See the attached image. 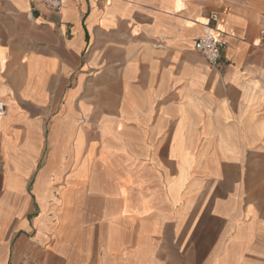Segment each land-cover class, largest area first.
Listing matches in <instances>:
<instances>
[{"label": "crops", "instance_id": "0c3cea01", "mask_svg": "<svg viewBox=\"0 0 264 264\" xmlns=\"http://www.w3.org/2000/svg\"><path fill=\"white\" fill-rule=\"evenodd\" d=\"M177 2L0 0V264H264V22Z\"/></svg>", "mask_w": 264, "mask_h": 264}, {"label": "built area", "instance_id": "2783aa9c", "mask_svg": "<svg viewBox=\"0 0 264 264\" xmlns=\"http://www.w3.org/2000/svg\"><path fill=\"white\" fill-rule=\"evenodd\" d=\"M45 5L52 11L60 12L63 6V0H42ZM213 24L207 25L202 36L194 43L195 50L203 56L206 62L216 67L220 64L223 54L227 49L228 42L225 39L226 33L217 30V16H212ZM264 22V19H263ZM261 35L264 37V26L261 30ZM4 105L0 103V115L4 114Z\"/></svg>", "mask_w": 264, "mask_h": 264}, {"label": "rangeland", "instance_id": "374dc122", "mask_svg": "<svg viewBox=\"0 0 264 264\" xmlns=\"http://www.w3.org/2000/svg\"><path fill=\"white\" fill-rule=\"evenodd\" d=\"M196 1H199L201 3L202 8L207 10L210 14L224 13L225 11H227L232 13L233 12L239 13L243 16H246L247 18L256 20L258 23L263 22L264 19V0H196ZM5 113H6V107L4 108V114L0 116H4Z\"/></svg>", "mask_w": 264, "mask_h": 264}, {"label": "bare ground", "instance_id": "6f19581e", "mask_svg": "<svg viewBox=\"0 0 264 264\" xmlns=\"http://www.w3.org/2000/svg\"><path fill=\"white\" fill-rule=\"evenodd\" d=\"M185 1L186 0H178V2H177V6H176V8H177V10H185L186 8H187V4H185ZM175 8V9H176ZM217 26V25H216ZM207 26L205 25L204 26V28H203V32H204V30H205V28H206ZM217 30H219V31H223V32H225L223 29H220V28H218L217 27ZM226 33V32H225Z\"/></svg>", "mask_w": 264, "mask_h": 264}]
</instances>
